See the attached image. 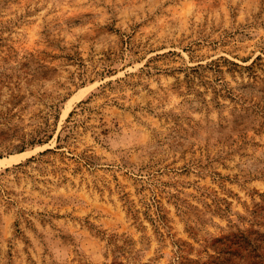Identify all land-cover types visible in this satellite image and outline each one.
<instances>
[{"label": "rangeland", "instance_id": "1", "mask_svg": "<svg viewBox=\"0 0 264 264\" xmlns=\"http://www.w3.org/2000/svg\"><path fill=\"white\" fill-rule=\"evenodd\" d=\"M0 264H264V0H0Z\"/></svg>", "mask_w": 264, "mask_h": 264}]
</instances>
